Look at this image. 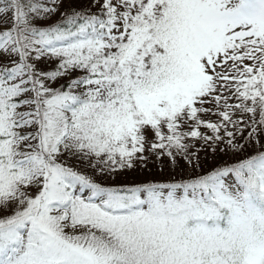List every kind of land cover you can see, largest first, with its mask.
<instances>
[{
  "label": "snow or ice",
  "instance_id": "1",
  "mask_svg": "<svg viewBox=\"0 0 264 264\" xmlns=\"http://www.w3.org/2000/svg\"><path fill=\"white\" fill-rule=\"evenodd\" d=\"M0 264H264V0H0Z\"/></svg>",
  "mask_w": 264,
  "mask_h": 264
}]
</instances>
